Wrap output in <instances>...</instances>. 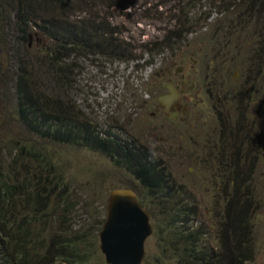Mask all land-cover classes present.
Wrapping results in <instances>:
<instances>
[{"label": "trees", "instance_id": "1", "mask_svg": "<svg viewBox=\"0 0 264 264\" xmlns=\"http://www.w3.org/2000/svg\"><path fill=\"white\" fill-rule=\"evenodd\" d=\"M222 1H225L223 5H227L226 1L232 3ZM245 1L248 9L257 12L264 9V0H233L230 7L234 10ZM3 3L7 4L8 0H2ZM110 4L112 0H11L10 23L16 32L17 47L29 42L33 31L40 32L47 43L45 53L25 59L26 63L31 62L28 67L18 57L14 71V115L38 142L20 143L9 138L4 139V146L0 145V264L103 261L98 232L105 219L111 189L99 188L100 192H92L89 197L76 190L62 167L55 163L47 143L97 151L109 157L114 167L132 176L138 184L135 190L138 199L149 212L160 242L161 256L157 257L160 263L167 257L171 264H251L252 215L258 202L254 173L262 142L255 141L257 134L253 133L258 125L257 117L246 122L248 115L240 114L224 147L216 149V154L208 152L216 160H234V164L223 167L219 174L224 179L212 201V208L219 215L213 222L214 236H211V226L204 222L193 225V218L197 219L201 212L199 202L185 184L173 178L162 158L135 140H121L93 125L86 119V113L67 97L73 90L78 70L76 56L116 58L121 53L123 58L125 47L119 49L123 42L114 38V29H109L96 15ZM177 7L184 16L173 18V26L164 28L161 38L140 44L147 55L167 49L180 50L188 45L192 30L185 26L188 19L182 12L184 6ZM0 14L4 15L2 9ZM227 17L225 22L231 23L232 16ZM241 20L238 18L236 22ZM226 26L223 36L228 45L234 31L232 25ZM260 48L259 55L264 56V45ZM126 55L124 59L132 58ZM252 61L249 58V63ZM33 66H37L41 78L33 74ZM40 80L52 87L48 89ZM256 112L255 115L260 114ZM229 144L232 150L228 152ZM79 210L85 213L83 219L78 218ZM209 236L211 241L207 239Z\"/></svg>", "mask_w": 264, "mask_h": 264}, {"label": "rangeland", "instance_id": "2", "mask_svg": "<svg viewBox=\"0 0 264 264\" xmlns=\"http://www.w3.org/2000/svg\"><path fill=\"white\" fill-rule=\"evenodd\" d=\"M0 1V13L1 9L4 13L0 14V145L4 146V139L9 138L20 143L38 142L14 115L13 77L18 57L26 63L25 59L32 55L40 56L46 52L47 41L40 32L33 31L29 42H21L17 47L16 32L10 23L11 0L5 5ZM112 1L96 15L109 29H114V38L123 42L119 45V49L125 47L123 58L121 53L116 58L76 56L78 70L67 97L86 113L93 125L121 140H135L162 158L173 178L185 184L199 202L201 212L197 219L193 218V225L204 222L211 226V236L213 222L219 215L212 208V201L224 179L219 174L234 160H216L208 152L216 154V149L224 147L240 114L248 115L246 122L257 117L253 133L257 134L255 141L262 142L254 173L258 202L252 215L251 264H264V56L259 55L260 46L264 45V9H248L245 1L233 10V0L226 1L227 5L222 0ZM178 5L184 6L182 12L188 19L185 26L192 30L188 45L147 55L140 44L161 38L165 29L173 26V18L184 16ZM228 14L232 16L231 23L225 22ZM238 18L242 20L237 23ZM226 25H232L234 31L228 45L223 36ZM126 54L132 58L124 59ZM182 57L186 59L180 61ZM249 58L253 63H249ZM36 68L33 66V74L41 78ZM247 76L250 78L245 82ZM38 82L48 89L52 87L42 80ZM255 111L260 114L255 115ZM228 147L229 152L231 144ZM47 149L71 185L88 197L92 192H100L99 188H138L130 174L114 167L109 157L97 151L52 143H47ZM241 161L243 165L244 160ZM78 212V218L83 219L84 211ZM144 249L141 264L172 263L167 257L162 263L157 260L161 246L154 231L145 239ZM94 264L106 263L103 258Z\"/></svg>", "mask_w": 264, "mask_h": 264}, {"label": "water", "instance_id": "3", "mask_svg": "<svg viewBox=\"0 0 264 264\" xmlns=\"http://www.w3.org/2000/svg\"><path fill=\"white\" fill-rule=\"evenodd\" d=\"M153 232L149 212L132 188L108 193L106 215L98 232L99 249L106 264H141L144 241Z\"/></svg>", "mask_w": 264, "mask_h": 264}, {"label": "flooded vegetation", "instance_id": "4", "mask_svg": "<svg viewBox=\"0 0 264 264\" xmlns=\"http://www.w3.org/2000/svg\"><path fill=\"white\" fill-rule=\"evenodd\" d=\"M176 114V113H175Z\"/></svg>", "mask_w": 264, "mask_h": 264}]
</instances>
